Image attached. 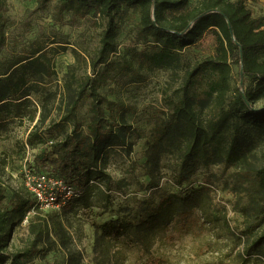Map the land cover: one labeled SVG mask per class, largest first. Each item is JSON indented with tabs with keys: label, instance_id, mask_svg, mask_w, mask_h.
Segmentation results:
<instances>
[{
	"label": "trees",
	"instance_id": "trees-1",
	"mask_svg": "<svg viewBox=\"0 0 264 264\" xmlns=\"http://www.w3.org/2000/svg\"><path fill=\"white\" fill-rule=\"evenodd\" d=\"M36 2L34 11L45 12L52 6L56 21H62L68 13L77 23L95 10L106 20V27L94 55L83 57L75 51L76 62L62 79L61 114L42 126L47 117L44 105L40 124L27 136V146L53 141L28 166L67 182L76 195L60 209L44 212L26 187V192L16 191L5 205L6 186L0 173V264H31L36 256L44 258L55 249H68L70 228L80 209L111 198L113 176L106 170L104 157L115 146L125 147L131 128L125 115L132 108L124 101L110 99L102 89L110 83L123 89L141 82L146 79L147 71L143 70H171L173 82L179 81L178 85L169 81L162 88L164 107L149 117L151 129L143 170L152 193L135 207L121 205V215L97 225L94 264L113 263L114 233L126 234L151 254L157 234L177 218L189 217L196 208L206 221L223 222L233 229L226 207L222 213L214 206V194L219 189L214 174L204 172L202 181L198 185L194 182L198 169L212 164L235 167L231 189L237 195L236 210L243 216L239 238L249 240L264 227V163L254 165L251 158L256 155L249 154L239 134L241 125L247 124L264 133V106H255L264 97V15H254L248 0ZM6 7V0H0V138L16 120H34L33 94L43 102L52 95L41 81H51L56 74L54 57L59 52L51 51L50 45L56 41H36L7 55L11 46ZM132 13L139 17L137 34L144 47L121 54L118 36ZM209 45L211 54L192 65L184 64L190 47ZM233 64L238 66L235 83ZM84 66L90 68L89 73L80 72ZM84 104L90 113L86 123L79 115ZM208 107L217 114L205 118ZM231 130L229 140L227 133ZM50 137L56 139L48 141ZM4 167L5 162L0 160V172ZM24 219L28 221L29 239L22 249L11 250L13 225ZM258 239L254 245L244 244L239 252L240 264H248L255 253L264 255V229ZM62 251L67 252L68 264H78L72 250Z\"/></svg>",
	"mask_w": 264,
	"mask_h": 264
},
{
	"label": "rangeland",
	"instance_id": "rangeland-1",
	"mask_svg": "<svg viewBox=\"0 0 264 264\" xmlns=\"http://www.w3.org/2000/svg\"><path fill=\"white\" fill-rule=\"evenodd\" d=\"M232 1V0H229ZM6 15L8 19L7 34L9 36V55L15 48L21 51L28 48L36 41L42 43L53 42L51 51L59 52L54 57L55 75L41 81L52 93L49 99H43L36 94L31 96V108L35 111L34 120H16L11 123L8 130L0 138V160L5 162L1 170V178L6 186L5 205H9L16 191L26 192V184H31L32 178L26 179L24 165L29 161L37 160L48 147L49 142L38 143L35 146L26 145L29 132L38 123L45 105V118L42 126H47L51 118L58 117L63 108V76L70 65L75 64L78 51L83 57L94 55L97 51L101 34L106 27V20L95 10L77 23L71 21L70 14L66 13L62 21L54 18V9L50 6L45 12L34 11L36 0H6ZM248 6L254 15H264V0H248ZM138 15L131 17L121 28L118 36L121 54H129V49L143 48L144 44L137 34ZM152 40V37L149 38ZM146 47V46H145ZM212 45L192 46L186 52L184 64L192 65L201 57L211 54ZM85 65V64H84ZM233 83L238 80V66L233 64ZM146 79L141 82L131 83L123 89H118L114 83H110L102 91L108 94L110 99L121 100L132 108L125 115L126 125L131 126L126 136L125 147L115 146L108 150L106 170L113 176L111 182V198L102 200L99 204L79 211V216L73 221L70 228L71 238L68 249H55L44 258L36 256L31 264H68L67 252L72 250L78 264H94L95 231L99 224L108 222L121 215L118 210L121 205L135 207L138 202L151 196L149 188L150 179L144 174V151L147 147L148 136L151 129L149 117L164 107L162 88L170 81L174 85L171 70L153 69L143 70ZM81 73H89L90 68L84 66ZM182 74V71L179 72ZM46 81V82H45ZM65 101V100H64ZM255 106H264V97L255 102ZM217 114V110L208 107L203 115L205 118ZM80 119L86 123L90 119L88 105L84 104L79 110ZM71 130V126H67ZM233 130L227 133L230 140ZM239 134L245 139L249 154L256 157L251 161L256 166L264 163V133L253 125H241ZM62 136V135H61ZM55 137L48 138L49 140ZM235 167H226L224 164H212L207 169L199 168L194 177L195 185L203 179V173L214 174L213 179L218 186L214 194V206L218 212H224L232 228L224 226L223 222L211 223L202 217L201 211L196 208L187 218H177L164 231L154 238L155 243L151 248L152 253L144 251L140 243L132 241L126 234H113L116 241L113 248L115 257L112 264H240L239 252L244 244L254 245L259 239L264 227L249 240L239 238L237 234L243 228V216L236 210L237 195L231 189L234 183L232 174ZM121 182L120 185L117 184ZM166 184V179H163ZM229 182V184L226 183ZM102 186L106 188L103 183ZM229 186V187H227ZM52 211V210H51ZM44 212H48L45 211ZM30 216V215H28ZM160 236H162L160 238ZM29 239L28 221H16L13 225L9 248L11 250L22 249ZM262 254V253H261ZM255 253L248 264H264V255ZM152 258V260L150 259Z\"/></svg>",
	"mask_w": 264,
	"mask_h": 264
},
{
	"label": "built area",
	"instance_id": "built-area-1",
	"mask_svg": "<svg viewBox=\"0 0 264 264\" xmlns=\"http://www.w3.org/2000/svg\"><path fill=\"white\" fill-rule=\"evenodd\" d=\"M53 143V141H49ZM29 147V146H28ZM26 179L32 178L31 184L26 187L34 195L37 207L42 211L58 210L69 199L75 197L76 192L67 182L50 175L44 171H38L35 167L24 165ZM34 213L30 212V214Z\"/></svg>",
	"mask_w": 264,
	"mask_h": 264
}]
</instances>
